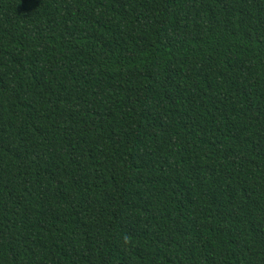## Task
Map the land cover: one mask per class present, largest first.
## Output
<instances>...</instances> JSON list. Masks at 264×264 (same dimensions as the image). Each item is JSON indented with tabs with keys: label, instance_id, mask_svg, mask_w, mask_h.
<instances>
[{
	"label": "trees",
	"instance_id": "16d2710c",
	"mask_svg": "<svg viewBox=\"0 0 264 264\" xmlns=\"http://www.w3.org/2000/svg\"><path fill=\"white\" fill-rule=\"evenodd\" d=\"M0 264H264V0H0Z\"/></svg>",
	"mask_w": 264,
	"mask_h": 264
}]
</instances>
